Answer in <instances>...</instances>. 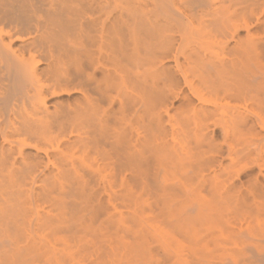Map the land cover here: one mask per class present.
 Here are the masks:
<instances>
[{
    "label": "bare ground",
    "instance_id": "bare-ground-1",
    "mask_svg": "<svg viewBox=\"0 0 264 264\" xmlns=\"http://www.w3.org/2000/svg\"><path fill=\"white\" fill-rule=\"evenodd\" d=\"M0 264H264V0H0Z\"/></svg>",
    "mask_w": 264,
    "mask_h": 264
}]
</instances>
